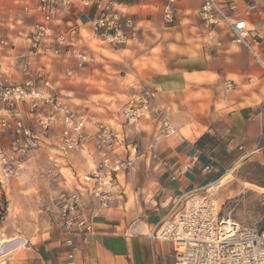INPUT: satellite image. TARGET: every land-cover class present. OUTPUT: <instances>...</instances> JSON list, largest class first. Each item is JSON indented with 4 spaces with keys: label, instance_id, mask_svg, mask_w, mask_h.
Returning <instances> with one entry per match:
<instances>
[{
    "label": "crops",
    "instance_id": "obj_1",
    "mask_svg": "<svg viewBox=\"0 0 264 264\" xmlns=\"http://www.w3.org/2000/svg\"><path fill=\"white\" fill-rule=\"evenodd\" d=\"M20 1L0 0V37L13 46L14 58L27 54V38L40 17L37 0H29L33 14ZM175 1V21L169 26L166 0H120L122 11L139 28L137 34L118 50L94 46L93 62L83 69L76 67L78 51L73 49L30 61L31 75L43 71L49 79L45 92L85 114L90 127L104 123L118 128L124 106L119 97L147 89L157 91V103L177 134L164 137L154 119L125 127L124 140L136 148L118 152L133 164L117 173L119 195L101 208L92 179L101 156L89 144L63 157L60 129H51L45 144L25 158L20 175L3 186L8 202L0 226L5 264H175L172 245L152 236L164 220L184 209L186 195L212 198L209 192L220 189L229 172L234 179L236 169L264 168L263 67L229 29L202 21L204 0ZM216 1L250 29L264 30V0L253 11L251 0ZM86 21V14L70 9L57 16L52 30L66 31ZM256 50L264 63V40ZM23 63V58L11 62L12 81L27 78ZM226 82L237 88L227 91ZM27 111L25 105L23 118L33 127ZM63 191L81 195L93 233L72 234L64 228L59 209Z\"/></svg>",
    "mask_w": 264,
    "mask_h": 264
},
{
    "label": "built area",
    "instance_id": "obj_2",
    "mask_svg": "<svg viewBox=\"0 0 264 264\" xmlns=\"http://www.w3.org/2000/svg\"><path fill=\"white\" fill-rule=\"evenodd\" d=\"M40 17L32 25L27 38L28 52L23 58L24 81H12L9 76L11 43L0 37V187L24 169L25 158L45 144L51 129H60L59 151L65 155L93 144L101 156V162L93 173L96 183L93 197L101 208H108L119 195L117 173L132 167L131 160H122L118 149H135L127 144L123 130L143 120L154 119L164 137L177 134L165 110L157 103V91L143 90L131 95L121 110L122 124L117 127L94 123L89 126L85 114L74 112L64 98L45 92L50 83L43 72L30 74V61L35 57H56L61 51H78L76 67L83 69L93 62L90 51L94 46L118 50L137 34L139 28L133 18L120 8V0H37ZM164 21L171 26L175 21V0H166ZM251 0L250 11L256 9ZM22 9L33 14L29 0L19 2ZM76 9L86 14L85 23L66 27V31L55 33L52 27L57 16ZM232 12L237 11L234 4ZM200 18L208 27L224 26L236 41L243 45L263 67L256 46L264 40V30L258 32L248 27L245 20L229 15L216 0H204ZM243 25V27H241ZM72 72L68 73L71 76ZM227 91L237 87L226 82ZM33 119L34 126L26 124L23 107ZM34 128H37V132ZM10 139L9 146L6 139ZM191 163L181 171L185 173ZM51 174V172L49 173ZM89 178H87V181ZM185 207L173 217L164 220L152 238L170 243L175 264H264V228L242 227L230 218L221 216V207L211 197L195 193L186 195ZM59 209L64 228L72 234H91L94 231L92 217L83 207L81 195L63 191L59 194ZM6 246H0V264H5ZM73 264V263H72Z\"/></svg>",
    "mask_w": 264,
    "mask_h": 264
},
{
    "label": "rangeland",
    "instance_id": "obj_3",
    "mask_svg": "<svg viewBox=\"0 0 264 264\" xmlns=\"http://www.w3.org/2000/svg\"><path fill=\"white\" fill-rule=\"evenodd\" d=\"M93 49L96 50V47H93ZM131 95L133 94L128 95V98ZM126 98L125 96H121L118 101L125 105L127 101ZM233 176L234 179L232 173L229 172L227 174V182L222 185L220 189L216 188L209 192L212 198L220 205L221 216L223 218H228L230 214L231 220L240 224L242 227L263 229L264 168L255 167L249 170L246 168L240 170L236 169L233 172ZM249 182H251L250 184H252V186H246V188L245 185ZM1 195H5L3 187H0V199ZM5 218L6 216L0 220V226H2Z\"/></svg>",
    "mask_w": 264,
    "mask_h": 264
},
{
    "label": "trees",
    "instance_id": "obj_4",
    "mask_svg": "<svg viewBox=\"0 0 264 264\" xmlns=\"http://www.w3.org/2000/svg\"><path fill=\"white\" fill-rule=\"evenodd\" d=\"M8 203L5 195H1L0 199V220H2L7 214Z\"/></svg>",
    "mask_w": 264,
    "mask_h": 264
},
{
    "label": "bare ground",
    "instance_id": "obj_5",
    "mask_svg": "<svg viewBox=\"0 0 264 264\" xmlns=\"http://www.w3.org/2000/svg\"><path fill=\"white\" fill-rule=\"evenodd\" d=\"M227 178H228V177H227ZM227 178L224 179V180H222V181L220 182V187H221L222 185H224V184L227 182ZM246 186L248 187V186H251V185L247 184ZM252 188H253V187H252ZM254 190H256V189H254Z\"/></svg>",
    "mask_w": 264,
    "mask_h": 264
},
{
    "label": "snow or ice",
    "instance_id": "obj_6",
    "mask_svg": "<svg viewBox=\"0 0 264 264\" xmlns=\"http://www.w3.org/2000/svg\"><path fill=\"white\" fill-rule=\"evenodd\" d=\"M241 27H243V25H241Z\"/></svg>",
    "mask_w": 264,
    "mask_h": 264
}]
</instances>
